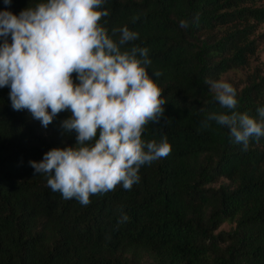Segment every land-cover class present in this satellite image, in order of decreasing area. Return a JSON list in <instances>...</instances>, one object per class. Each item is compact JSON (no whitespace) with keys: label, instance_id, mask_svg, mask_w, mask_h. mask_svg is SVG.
I'll return each instance as SVG.
<instances>
[{"label":"trees","instance_id":"1","mask_svg":"<svg viewBox=\"0 0 264 264\" xmlns=\"http://www.w3.org/2000/svg\"><path fill=\"white\" fill-rule=\"evenodd\" d=\"M256 1L105 0L101 25L110 35L125 26L139 34L123 48L149 49L147 69L166 101L142 138L166 136L171 152L143 165L130 190L118 185L87 206L52 191L30 165L54 147L76 146V132L62 127L71 113L45 128L27 109H13L10 87L0 88V264H264V137L244 151L226 127H201L209 112L223 111L206 81L247 64L255 51L249 38L264 23V5H242ZM39 2L0 0V11L19 15ZM207 33L213 41L201 39ZM237 100L236 111L259 121L264 75ZM220 179L228 182L211 186ZM227 221L235 228L219 231Z\"/></svg>","mask_w":264,"mask_h":264},{"label":"clouds","instance_id":"2","mask_svg":"<svg viewBox=\"0 0 264 264\" xmlns=\"http://www.w3.org/2000/svg\"><path fill=\"white\" fill-rule=\"evenodd\" d=\"M104 3L42 0L19 15L0 11V88L10 87L13 109H27L45 128L59 113L69 111L62 127L77 134L75 147H54L30 165L48 177L52 191L84 206L93 195L118 185L130 190L143 165L171 152L166 136L159 143L142 138L149 123L163 118L166 103L147 69L152 63L149 49H124L139 36L126 26L109 34L100 23L109 15L101 10ZM198 22L199 14L191 23ZM189 24L180 21L183 28ZM117 32L118 40L113 38ZM206 83L223 111L209 112L201 127L215 121L247 151L252 138L264 137V107L258 109V121L235 110L237 90L232 84L223 78ZM127 219L124 215L121 222Z\"/></svg>","mask_w":264,"mask_h":264},{"label":"rangeland","instance_id":"3","mask_svg":"<svg viewBox=\"0 0 264 264\" xmlns=\"http://www.w3.org/2000/svg\"><path fill=\"white\" fill-rule=\"evenodd\" d=\"M264 0L245 3L242 6H263ZM250 23H254L250 21ZM204 34L201 39H208V35ZM223 31L215 30L213 32V36L222 35ZM250 40L255 41V51L249 54L247 64L233 68L221 78L229 82L233 85V87L237 90V92L241 91L242 88L247 86L250 82H252L256 77L264 75V23L256 24L253 30V33L250 35ZM209 41H213L212 38L208 39ZM220 78V79H221ZM228 182L227 179H220L219 181L211 184V186L219 187L222 183ZM235 228V222L227 221L220 228L219 231H231Z\"/></svg>","mask_w":264,"mask_h":264}]
</instances>
